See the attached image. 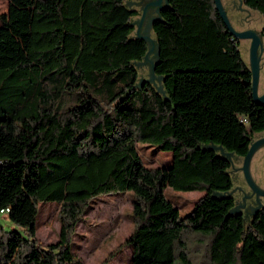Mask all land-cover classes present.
Segmentation results:
<instances>
[{"label":"trees","instance_id":"1","mask_svg":"<svg viewBox=\"0 0 264 264\" xmlns=\"http://www.w3.org/2000/svg\"><path fill=\"white\" fill-rule=\"evenodd\" d=\"M131 1L8 0L0 14V213L19 228L0 227V264H77L75 224L95 198L125 192L133 229L109 257L130 247V264H264V207L227 216L233 158L264 132L240 41L213 0H168L151 29L162 94L135 66L147 45ZM242 6L264 38V0ZM137 144L171 165L146 168ZM166 188L204 195L181 217ZM51 202L60 232L42 246L38 206Z\"/></svg>","mask_w":264,"mask_h":264},{"label":"rangeland","instance_id":"2","mask_svg":"<svg viewBox=\"0 0 264 264\" xmlns=\"http://www.w3.org/2000/svg\"><path fill=\"white\" fill-rule=\"evenodd\" d=\"M223 7L227 13L229 21L234 29L241 31L246 29L255 30L260 34L263 26V20L260 15L253 11H249L242 5L239 0H221ZM234 1V3H233ZM137 0H132L130 7L138 11L135 5ZM8 10V0H0V14H6ZM140 15V13H139ZM133 19L138 22L140 16ZM149 19L143 21L140 26L139 34L144 35L148 31L150 24ZM137 25H134V35H136ZM151 38L154 39L152 31ZM261 36V35H260ZM262 38L263 53L261 56V69L259 74V82L257 93L264 94V38ZM240 53L243 61L248 65L249 40H241ZM153 54L149 60H153ZM140 70L141 80L149 78V62L138 67ZM155 83L159 82L155 80ZM264 137V132L255 135L254 139ZM136 150L142 160L143 165L148 169L168 168L171 165V153L162 152L149 145L137 144ZM242 159L233 158V184L232 194L235 199V206H238L244 218L247 216L250 205L244 207L246 199V191L248 186L244 180L241 171ZM250 173L256 185L264 191V145L260 147L254 154L250 162ZM166 199L179 211L181 217H185L193 207L194 203L202 197V192H176L170 188L164 190ZM241 201V203H239ZM60 205L56 203H40L38 206V215L36 221L35 236L39 245L47 246L55 244L58 241L60 232V222L58 214ZM132 211V195L128 192L112 195H103L91 201L87 209L83 212L79 221L75 224L73 234L71 236V252L78 260L77 264H130L131 248L124 247L113 256L110 254L115 252L119 245L128 238L133 223L130 219ZM246 221H248L246 219ZM0 227L7 232L19 230V228L11 223L7 214L0 213ZM196 235V234H195ZM193 254L191 257L192 264H201L202 256ZM76 264V263H75Z\"/></svg>","mask_w":264,"mask_h":264},{"label":"water","instance_id":"3","mask_svg":"<svg viewBox=\"0 0 264 264\" xmlns=\"http://www.w3.org/2000/svg\"><path fill=\"white\" fill-rule=\"evenodd\" d=\"M215 9L220 16L225 28L230 33V35L239 41L241 40H249V53H248V66L251 74V95L252 99L258 106H264V94L259 95L257 93L258 88V82H259V74L261 69V56L263 53V45H262V38L260 34H258L255 30L252 29H246L238 31L233 28L231 25L229 18L227 16V13L223 7L221 0H213ZM240 5H242V0H239ZM131 2H129L127 5L130 6ZM168 5V0H156L153 3L148 4L146 7L142 9V15L140 17V20L138 22H132V26L137 25L136 29V37L142 41H144L147 45V52L145 56L143 57V61L136 63L135 66L139 67L144 65L146 62H149V78L147 79V82H151L153 84L155 83V80L161 82V78H158L154 74V67L159 60V48L156 43V41L151 38L150 31L152 29V25L156 20L160 19V12L163 11ZM150 6H156L157 9L155 10V16L150 18L148 31L144 35L139 34L140 26L145 20L146 13L148 11L147 7ZM153 54V60H149L151 58V55ZM145 82V81H141ZM138 87V86H137ZM158 92L163 94L162 86L159 85V88L157 87ZM264 145V137L255 139L249 146V149L246 153V155L243 157L241 171L243 173L244 180L251 192V195L255 197V207L252 208V217H255L257 212L264 207L260 200L264 197V191L260 189L256 183L254 182L251 173H250V162L255 154V152ZM212 150H218L221 155L231 160L232 154L225 153L221 147L211 146ZM234 193V191H231L228 193L229 196H231ZM214 196H219V194L215 193ZM240 208L238 206H234L229 212L227 216L233 215V214H240Z\"/></svg>","mask_w":264,"mask_h":264},{"label":"flooded vegetation","instance_id":"4","mask_svg":"<svg viewBox=\"0 0 264 264\" xmlns=\"http://www.w3.org/2000/svg\"><path fill=\"white\" fill-rule=\"evenodd\" d=\"M156 0H137V2H135V5H133L134 7H136L138 10L140 9L141 11L139 12L140 13V17H141V15H142V9L144 8V7H146L148 4H150V3H153V2H155ZM233 3H234V1H233ZM148 8V11H147V13H146V16H145V20L146 19H149V18H152V17H154L155 16V10L157 9V7L156 6H148L147 7ZM245 195H246V199L244 200V202H243V204H244V207H246L247 205H250L251 206V209L250 210H248V212L246 213L247 214V216H246V218H244V219H247V220H250L251 218H252V208H254L256 205V203H255V197L254 196H252L251 195V192H250V190H249V188H248V190L246 191V193H244ZM260 202H261V204L264 206V197L263 198H261V200H260ZM239 203H241V201L239 202ZM241 209V208H240ZM240 214L241 215H243V217H244V213H241L240 212Z\"/></svg>","mask_w":264,"mask_h":264},{"label":"bare ground","instance_id":"5","mask_svg":"<svg viewBox=\"0 0 264 264\" xmlns=\"http://www.w3.org/2000/svg\"><path fill=\"white\" fill-rule=\"evenodd\" d=\"M2 212V211H1ZM5 212H8V210H5Z\"/></svg>","mask_w":264,"mask_h":264}]
</instances>
